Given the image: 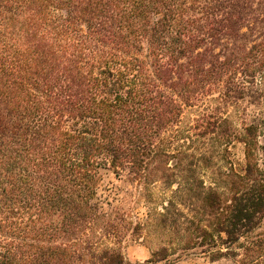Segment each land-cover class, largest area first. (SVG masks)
Segmentation results:
<instances>
[{
  "label": "trees",
  "instance_id": "obj_1",
  "mask_svg": "<svg viewBox=\"0 0 264 264\" xmlns=\"http://www.w3.org/2000/svg\"><path fill=\"white\" fill-rule=\"evenodd\" d=\"M214 93L262 112L183 120ZM260 153L264 0H0V264H126L146 228L154 264H264ZM105 171L145 216L99 211Z\"/></svg>",
  "mask_w": 264,
  "mask_h": 264
},
{
  "label": "rangeland",
  "instance_id": "obj_2",
  "mask_svg": "<svg viewBox=\"0 0 264 264\" xmlns=\"http://www.w3.org/2000/svg\"><path fill=\"white\" fill-rule=\"evenodd\" d=\"M247 31V28L243 29ZM263 31V28L257 29ZM256 39V38H255ZM254 39V40H255ZM256 41H259L257 36ZM218 94L214 93L212 96L206 98L204 103H198L197 107H186L183 113V120L185 122H192L203 109L218 108L223 112H228L230 120L236 126L240 124V115L243 111L247 110L249 116H253L262 112L260 106H253L246 100L238 103L221 104ZM231 159L235 163H243L244 161V149L239 143H235L231 147ZM261 167L264 168V156L260 153L259 156ZM220 161L214 159L212 169L216 172L219 168ZM208 180V179H207ZM140 188L135 184L134 180L126 173L117 177L111 171H105L102 173L101 183L98 188V209L101 212H110L115 207H123L131 214V216H145L148 212L147 204L143 202V199L137 202L139 199ZM264 230V226H263ZM160 245L159 238L149 230L145 229L140 237H127L120 245L126 264H154L149 262L152 258V252L155 251ZM158 264H236L229 259H222L216 262H211L209 259L192 256L185 258L175 263H158Z\"/></svg>",
  "mask_w": 264,
  "mask_h": 264
}]
</instances>
